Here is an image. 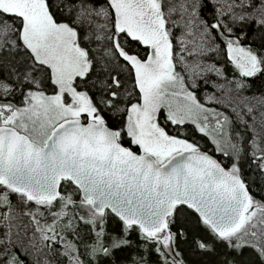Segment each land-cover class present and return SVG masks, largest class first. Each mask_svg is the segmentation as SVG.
<instances>
[{"label":"snow or ice","instance_id":"obj_1","mask_svg":"<svg viewBox=\"0 0 264 264\" xmlns=\"http://www.w3.org/2000/svg\"><path fill=\"white\" fill-rule=\"evenodd\" d=\"M254 79L264 0H0V264H264Z\"/></svg>","mask_w":264,"mask_h":264},{"label":"trees","instance_id":"obj_2","mask_svg":"<svg viewBox=\"0 0 264 264\" xmlns=\"http://www.w3.org/2000/svg\"><path fill=\"white\" fill-rule=\"evenodd\" d=\"M229 74H231L230 66H229ZM247 93H254V94H264V84L261 83L260 80H253V86ZM215 155V153H212ZM253 195H255L257 198H260V192L253 189ZM193 264H196L198 261H202L204 259H211V257H199V256H188L187 257Z\"/></svg>","mask_w":264,"mask_h":264},{"label":"rangeland","instance_id":"obj_3","mask_svg":"<svg viewBox=\"0 0 264 264\" xmlns=\"http://www.w3.org/2000/svg\"><path fill=\"white\" fill-rule=\"evenodd\" d=\"M209 90L211 91V89H209ZM245 95H247L249 97H251L253 95L259 96L258 94L247 93V92L245 93ZM248 103H250V104H252V105H254L256 107V109H257V115H259V105L257 104V102L255 100H249ZM249 119H250V117H249Z\"/></svg>","mask_w":264,"mask_h":264}]
</instances>
